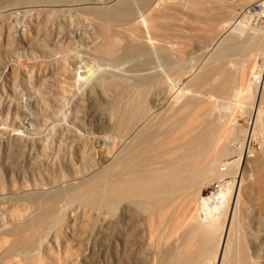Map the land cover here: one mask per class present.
Listing matches in <instances>:
<instances>
[{"label": "rangeland", "instance_id": "1", "mask_svg": "<svg viewBox=\"0 0 264 264\" xmlns=\"http://www.w3.org/2000/svg\"><path fill=\"white\" fill-rule=\"evenodd\" d=\"M124 1L0 0V264H120V230L111 225L101 234L99 211L70 196L103 165L97 139L107 128L99 115L111 112L108 84L127 85L135 95L143 88L140 80L157 76L180 93L172 103L180 116L223 134L229 151L202 183L229 191L212 223L218 222L205 248L210 253L200 264H215L225 214L233 223L224 264L241 260L244 251L252 264H264V27L239 32L236 25L244 8L258 0H126L129 18L105 12ZM142 20L156 22L151 44L137 42L147 35L135 30ZM108 39L116 40L115 56L97 48ZM134 45L144 46L137 55L115 58ZM145 50L149 63L141 55ZM102 74L105 86L94 87ZM237 90L244 96L235 97ZM252 105L262 109L258 121ZM87 145L94 147L92 160L82 158ZM226 160L232 163L222 166ZM238 178L241 190L232 198ZM59 189L52 215L35 222L48 195ZM70 220L89 233L82 246L66 237L57 242ZM182 237L169 235L164 222L151 236L147 264H158L166 251H185ZM33 240L29 256L18 253ZM189 247L202 248L198 242Z\"/></svg>", "mask_w": 264, "mask_h": 264}, {"label": "bare ground", "instance_id": "2", "mask_svg": "<svg viewBox=\"0 0 264 264\" xmlns=\"http://www.w3.org/2000/svg\"><path fill=\"white\" fill-rule=\"evenodd\" d=\"M140 1L147 3L149 0ZM245 1L247 0H234L230 3ZM128 3L129 1L126 0L119 2L105 12L111 17L129 18L133 12L132 6L127 5ZM197 8L198 6L195 5V9ZM237 20H239L236 24L239 32H243L250 25L255 29H261V26L254 24L251 15L241 14ZM155 27V21L150 23L145 20L140 21V25L136 26L135 30L146 32L147 35L145 39L139 38L137 42L153 43V38L149 34ZM115 46L116 40L108 39L107 42L100 43L97 48L104 56H115L113 55ZM143 46L124 47L123 55L115 58L137 55L138 47ZM160 52L166 64L167 58L162 50ZM149 53L146 51L141 54L145 56V63L151 62ZM103 74L96 79L97 82L95 80L94 87L105 86ZM256 74L257 72L253 74L254 78ZM140 84L143 88L135 95L130 93L127 85L115 82L108 84L109 90L113 91L111 112L99 115L100 121L107 128L102 129L101 137L97 136L100 138L97 140L102 144L97 142L102 146L100 161L103 165L79 187L73 188L70 197L72 201H78L99 211L101 234H108L111 225H115L116 230H120V245L123 249L119 257L120 264H147L150 257L148 250L151 236L162 227L164 222L167 224L169 235L183 234L182 240L186 249L176 252L166 251L158 264H200L210 253L208 251L206 253L205 248L212 241L211 237L218 222L216 225L212 223H215L213 222L215 215L220 214L228 203L227 191H229L223 186L220 190H215L212 187L202 186V183L210 179L213 168L229 151L221 142L223 134L219 132L213 134L209 125L200 129L201 123L197 122L195 117L180 116V107L172 105L181 99L180 93L174 92V84L172 86L166 83L161 76L142 79ZM248 88L252 89V87ZM102 93L108 100L109 97L105 92ZM249 93L250 91L247 93V98L251 100L252 94ZM234 95L244 96L240 90ZM149 97L155 100L154 105H149ZM261 113L262 109L259 105L254 107L253 114L257 121ZM91 145L90 147L87 145L82 153L83 160H92L94 147ZM238 161L240 164L241 160ZM231 163L232 161L226 160L222 166ZM235 182L231 187L232 198H238L241 190L239 178L237 187ZM62 192L63 190L59 189L48 195L44 213L35 222L46 221V218L52 215ZM39 195L42 196L41 193ZM27 196L33 202L37 201V196L29 194ZM230 219L227 214L224 215L221 237L215 257L213 256L215 264L225 263V243L229 226L233 223V219ZM70 221L61 226V235L57 242L60 245L62 239L66 237L76 245L82 246L89 233L78 229L75 222ZM194 242H198L202 248L191 249L189 245ZM33 244L34 240L23 247L25 251L18 253L29 256L28 249ZM240 259L242 262L239 260L232 264H252L245 251L241 253ZM150 264H153V261Z\"/></svg>", "mask_w": 264, "mask_h": 264}, {"label": "built area", "instance_id": "3", "mask_svg": "<svg viewBox=\"0 0 264 264\" xmlns=\"http://www.w3.org/2000/svg\"><path fill=\"white\" fill-rule=\"evenodd\" d=\"M243 14L253 16L255 25L264 27V0H258L247 6L243 10Z\"/></svg>", "mask_w": 264, "mask_h": 264}]
</instances>
